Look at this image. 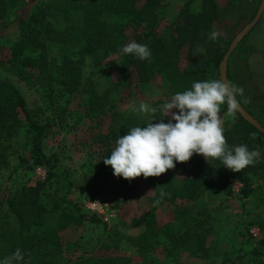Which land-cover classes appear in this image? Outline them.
Masks as SVG:
<instances>
[{
    "label": "trees",
    "instance_id": "1",
    "mask_svg": "<svg viewBox=\"0 0 264 264\" xmlns=\"http://www.w3.org/2000/svg\"><path fill=\"white\" fill-rule=\"evenodd\" d=\"M165 1L33 0L32 12L27 18H22L17 13L24 4L23 0H0L1 26L16 24L19 30L18 44L21 49L11 61L13 65L10 70L19 81L38 89L43 100V107L37 108L39 112H44V109L54 112V108H57L59 117L66 112V107L58 103L65 94L92 95L93 98L90 101L87 99L84 107L87 116H96L103 110L102 100L99 106H94L93 85H86L82 80L80 67L85 54L118 53L116 59L100 67V72L107 75L115 74L120 78L128 70H133L142 80L159 78L165 88L173 93L188 90L193 82L206 80L208 67L219 68L230 42L220 36L216 41L208 38L209 33L215 30L213 24L217 19L213 0H202L198 11L191 7L193 0H186L178 12L181 24L176 28V35L170 40L158 38L154 15L165 5ZM127 27H133L137 32L132 41L150 48V61H142L122 52L123 46L131 42L125 33ZM198 43H207L208 57L205 60L199 56ZM184 47L187 49V65L181 70L179 56ZM52 48L57 49L55 58L50 56L49 50ZM36 63H39L38 67H35ZM5 73L8 74V69H5ZM6 76L0 78V167L7 165L4 152L7 150L6 144L18 136L21 119H24L34 132L29 142L28 157L17 156L13 173L43 167L47 175L43 181H37L32 186L7 189L6 183L0 184V261L19 248L25 254L20 264H129L120 259L117 262L118 259L114 257L93 255L99 249L98 246H103V234L94 240L88 239L80 249L82 244L78 242L61 243L60 233L86 224L92 225L93 229L99 228L101 233L106 230L107 225L101 219L84 212L78 205L74 197L77 189H86L90 198L107 194L121 195L125 200L133 197L135 181L116 177L111 166H106L103 160L111 155L119 136L127 134L132 127L146 126L154 118L148 115L145 120H136L132 115L118 118L115 113L110 114L108 132L100 136L102 141L99 140L103 147L100 160L88 163L84 172L75 178L60 166L55 155L44 151L48 124L33 119L38 115L36 109L27 107L19 90ZM163 103L156 100L151 106L159 107ZM162 117L163 113L157 112L154 122H159ZM253 117L264 127L263 122ZM163 119L167 123L170 118ZM44 120V123L48 122L49 117ZM224 135L229 147L250 143L264 146V134L241 117L225 129ZM256 172H264V161L255 162L235 173L224 167L221 160L209 158L208 161H194L187 176L178 184L156 177H149L148 181L154 190L157 189V200L161 199L160 191H164L166 195L162 202L177 199L194 205L201 201L202 195L207 198L218 194L230 195L234 182L241 185L238 191L240 197L247 198L251 192L248 175ZM186 218L184 214L167 227L166 237L170 243L168 255L181 251L196 260L206 252L203 242L207 226L204 221H196L193 226L182 229ZM141 219L146 229L140 236L142 240L137 243V249L143 253L146 235L153 236L156 230L150 217L145 215ZM171 226L176 227L178 232L171 233ZM261 231L264 233L263 223ZM258 244L264 245V239ZM62 247L67 251L78 247L81 251L69 260L64 257ZM258 256L264 255L260 250L252 249L235 259L226 258L221 264H253Z\"/></svg>",
    "mask_w": 264,
    "mask_h": 264
},
{
    "label": "rangeland",
    "instance_id": "2",
    "mask_svg": "<svg viewBox=\"0 0 264 264\" xmlns=\"http://www.w3.org/2000/svg\"><path fill=\"white\" fill-rule=\"evenodd\" d=\"M185 1L166 0L165 5L158 9L154 15L157 19L155 33L158 38L170 40L176 35V28L181 24L178 20V12ZM201 1L193 0L191 6L193 10L198 11L201 8ZM23 2L17 14L27 18L32 12L33 0H23ZM213 2L217 11V19L213 24L215 30L221 33L220 37L223 40L231 43L235 35L253 19L261 0H213ZM125 33L128 41H132L137 32L133 27H127ZM18 39L19 30L16 24L5 27L0 24V78L7 75L10 83L25 99L27 107L36 109L35 112L38 115L33 119H38L44 125L48 124L44 151L55 155L60 166L75 178L84 172L88 163L100 160L103 147L99 140L101 135L108 132L110 114L115 113L118 118L132 115L136 120H145L149 114L134 111L141 103L150 106L156 100L165 103L176 94L165 88L159 78L142 80L133 70H128L123 76L120 75V78H117L115 74L107 75L100 72V67L107 61L116 59L118 53H90L84 55L80 71L83 83L93 85L96 100L94 106H99L98 103L103 101V110L100 111L102 114L99 113L96 116L84 114L86 100L90 101L93 96L76 93L65 94L58 100L60 106L66 107V112L62 116H58L57 108H54V112L49 109L39 112L37 108L43 107V100L38 89L19 81L10 70L13 65L11 61L21 49ZM206 46L207 43L197 44L202 60L208 57ZM49 52L51 58L56 57L57 49L52 48ZM186 65L187 49L184 47L180 51L179 67L183 70ZM38 66L39 63H36L35 67ZM208 68L209 73L206 79H219L218 68ZM5 69H8V74L5 73ZM226 78L243 88V96L238 95L237 99L252 112L253 116L264 123V12L257 24L229 56L226 64ZM173 112L178 114L176 109ZM221 115L224 120V129L230 128L240 117L237 113H229L227 105L222 107ZM46 117H49V120L44 123ZM21 120L18 136L6 144L7 150L4 152H6L7 165L0 167V184L6 183L7 189L22 185L32 186L37 181H42L41 176L36 172L38 167L13 173L17 156L28 157L29 142L34 132L24 119ZM246 146L249 150L260 152V158L256 162L264 161L263 145L250 143ZM198 159H205V157L194 154L190 161L176 163L174 169L156 178L160 180L166 178L178 184L187 176L193 162ZM43 169L46 171L45 168ZM248 176L251 192L247 198L240 197L238 191L241 185L234 182V189L230 195L218 194L210 198L202 195L201 201L194 205L177 199L161 201L156 205L158 196L150 186L148 178L145 179L143 176L134 179L135 193L131 199L126 200L116 194L90 198L86 189H77L74 197L84 212L90 213L86 204L93 200H98L105 205L104 214L95 216L107 227L101 233L99 228L93 229L92 225L86 224L81 228L61 232L60 241L61 243L66 241L81 243L80 249H82L88 239L94 240L98 235L103 234V246H98L99 249L93 255L114 257L118 259L117 262L120 259L121 262L129 264H221L226 258L235 259L252 249L260 250L264 255V245L258 244V241L264 239V233L261 231V224L264 225V172L251 173ZM184 214L187 218L181 225L182 229L193 226L196 221H204L207 226L203 242L206 252L196 260L181 251L168 255L170 243L166 237L167 227ZM105 215L112 216L105 221ZM145 215L150 217V222L154 221L153 227L156 234L146 235V246L141 253L137 249V243L142 240L140 236L146 228L143 219L139 220V218ZM171 228V233L178 232L176 227L171 226ZM80 249L77 247L67 251L65 247H62L64 257L69 260L79 255ZM259 263L264 264V256H258L253 261V264Z\"/></svg>",
    "mask_w": 264,
    "mask_h": 264
},
{
    "label": "clouds",
    "instance_id": "3",
    "mask_svg": "<svg viewBox=\"0 0 264 264\" xmlns=\"http://www.w3.org/2000/svg\"><path fill=\"white\" fill-rule=\"evenodd\" d=\"M220 35L212 30L208 38L216 41ZM122 52L142 61H150L152 56L146 44L136 41L123 46ZM238 95L243 96V88L231 81L206 79L193 82L190 89L172 95L159 107L141 103L134 111L149 114L154 119L146 126L132 127L127 134L119 136L111 155L103 163L111 166L116 177L129 181L141 176L145 179L159 177L174 169L176 163L190 161L194 154L204 156L207 161L209 158L219 159L232 172H241L258 161L260 152L249 150L246 145L229 147L227 143L221 111L227 105L229 113H237L240 110ZM174 109L178 114L173 112ZM157 112H162L163 117L154 122ZM165 117H170L167 123ZM159 195L161 199L155 202L156 205L166 193L160 191ZM24 255L17 248L0 264H20Z\"/></svg>",
    "mask_w": 264,
    "mask_h": 264
},
{
    "label": "water",
    "instance_id": "4",
    "mask_svg": "<svg viewBox=\"0 0 264 264\" xmlns=\"http://www.w3.org/2000/svg\"><path fill=\"white\" fill-rule=\"evenodd\" d=\"M264 12V0H261L260 5L253 17V19L247 23L233 38L231 43L229 44L228 49L226 50L222 60L219 63V78L227 80L226 78V64L229 59V56L234 51V49L237 47V45L241 42V40L253 29V27L257 24L259 21L261 15ZM237 114L247 123L252 125L254 128H256L259 132L264 134V127L258 123L256 119H254L240 104V110L237 112Z\"/></svg>",
    "mask_w": 264,
    "mask_h": 264
},
{
    "label": "built area",
    "instance_id": "5",
    "mask_svg": "<svg viewBox=\"0 0 264 264\" xmlns=\"http://www.w3.org/2000/svg\"><path fill=\"white\" fill-rule=\"evenodd\" d=\"M37 175L41 176V180L43 181L46 178V171L42 167H38L36 169ZM99 202V203H97ZM87 205V209L90 211L91 214H104V208L105 205L102 204L98 200H93L92 202H89ZM112 214V213H111ZM112 215L109 216H104V220L107 221L108 217H111ZM252 234L255 235L254 231H252Z\"/></svg>",
    "mask_w": 264,
    "mask_h": 264
}]
</instances>
